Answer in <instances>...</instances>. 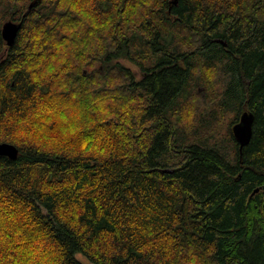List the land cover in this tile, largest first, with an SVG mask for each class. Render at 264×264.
Listing matches in <instances>:
<instances>
[{
    "label": "trees",
    "instance_id": "obj_1",
    "mask_svg": "<svg viewBox=\"0 0 264 264\" xmlns=\"http://www.w3.org/2000/svg\"><path fill=\"white\" fill-rule=\"evenodd\" d=\"M0 142V264H264V0H0Z\"/></svg>",
    "mask_w": 264,
    "mask_h": 264
},
{
    "label": "water",
    "instance_id": "obj_2",
    "mask_svg": "<svg viewBox=\"0 0 264 264\" xmlns=\"http://www.w3.org/2000/svg\"><path fill=\"white\" fill-rule=\"evenodd\" d=\"M21 29V22L8 20L3 24L2 36L8 45H13L17 39ZM226 44V43H225ZM254 114L248 110L241 113L239 121L233 127V134L240 145V149L247 146L254 133ZM19 154V149L12 143L0 142V156H8L11 159H16Z\"/></svg>",
    "mask_w": 264,
    "mask_h": 264
},
{
    "label": "clouds",
    "instance_id": "obj_3",
    "mask_svg": "<svg viewBox=\"0 0 264 264\" xmlns=\"http://www.w3.org/2000/svg\"><path fill=\"white\" fill-rule=\"evenodd\" d=\"M50 70L51 69H49V71ZM204 71L206 72V74L209 78H212V76L214 75V70H212V69H207ZM192 119H193L192 110H188V113L182 117V123H190L192 121ZM15 135L17 137H24L25 135H28V133H26L23 130H19V131H17V133ZM44 147H48V145H45Z\"/></svg>",
    "mask_w": 264,
    "mask_h": 264
},
{
    "label": "rangeland",
    "instance_id": "obj_4",
    "mask_svg": "<svg viewBox=\"0 0 264 264\" xmlns=\"http://www.w3.org/2000/svg\"><path fill=\"white\" fill-rule=\"evenodd\" d=\"M129 66H131L137 73H139L138 71V68L134 65V64H131V63H128ZM199 91L200 93L202 94H205V87H199ZM221 123L224 124V122L222 121ZM78 257L85 263H88V259L81 253H78Z\"/></svg>",
    "mask_w": 264,
    "mask_h": 264
}]
</instances>
